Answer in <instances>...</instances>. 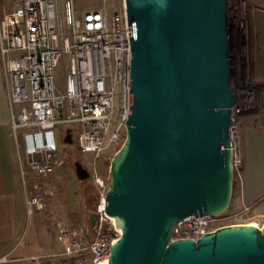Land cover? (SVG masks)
<instances>
[{"label": "water", "instance_id": "obj_1", "mask_svg": "<svg viewBox=\"0 0 264 264\" xmlns=\"http://www.w3.org/2000/svg\"><path fill=\"white\" fill-rule=\"evenodd\" d=\"M129 42L125 139L104 212L121 230L107 264H264V225L169 240L190 215H219L233 190L227 0H124ZM65 143H72L68 133ZM79 180L89 171L75 162Z\"/></svg>", "mask_w": 264, "mask_h": 264}, {"label": "built area", "instance_id": "obj_2", "mask_svg": "<svg viewBox=\"0 0 264 264\" xmlns=\"http://www.w3.org/2000/svg\"><path fill=\"white\" fill-rule=\"evenodd\" d=\"M12 3L11 10L0 16V61L19 172L32 214L44 204L40 182L34 178H46L61 165L60 144L68 133L79 151L95 157L105 147L122 144L129 113V42L124 0H98L81 11L74 0ZM60 65L62 89L55 83ZM234 107L229 128L233 178L241 177L243 164ZM89 173L98 192L94 234L87 238L81 230L62 231V249L34 256L40 264H107L110 245L121 230L104 212L108 179L94 168ZM246 211L244 207L219 215L187 216L173 225L169 240H196L218 227L239 223L230 219Z\"/></svg>", "mask_w": 264, "mask_h": 264}, {"label": "rangeland", "instance_id": "obj_3", "mask_svg": "<svg viewBox=\"0 0 264 264\" xmlns=\"http://www.w3.org/2000/svg\"><path fill=\"white\" fill-rule=\"evenodd\" d=\"M97 2L74 0L78 11ZM227 17V82L236 99L233 118L238 128L243 160L242 127L251 125L264 128V0H227ZM63 82V65H60L55 69L56 86L62 89ZM122 137L124 141L125 132ZM120 146L105 147L95 157L79 151L74 142L65 144L63 141L60 144L61 165L46 178H34L40 182L38 191L44 202L43 208L36 212V218L53 239L58 238L64 245L65 234L62 231L66 229L81 230L87 238L94 234V220L98 218V192L90 177L82 181L77 178L74 165L77 161L88 171L94 168L109 181L110 163ZM241 178L242 175L233 178V187H239ZM252 206L245 205L237 209L230 204L226 211L231 213L247 207L248 211L237 219L231 218V222L261 225L251 213Z\"/></svg>", "mask_w": 264, "mask_h": 264}, {"label": "crops", "instance_id": "obj_4", "mask_svg": "<svg viewBox=\"0 0 264 264\" xmlns=\"http://www.w3.org/2000/svg\"><path fill=\"white\" fill-rule=\"evenodd\" d=\"M12 6V0H0V16ZM242 152L241 184L233 187L230 204L237 209L253 204L251 213L261 225L252 224L262 227L264 128L242 127ZM36 212L29 214L27 209L25 187L19 172L17 142L11 127L7 85L0 61V264H40L33 259L34 256L62 249V241L53 239L41 227Z\"/></svg>", "mask_w": 264, "mask_h": 264}, {"label": "bare ground", "instance_id": "obj_5", "mask_svg": "<svg viewBox=\"0 0 264 264\" xmlns=\"http://www.w3.org/2000/svg\"><path fill=\"white\" fill-rule=\"evenodd\" d=\"M236 1V0H235ZM237 7V6H236ZM234 12L236 13V11L234 10ZM235 13L233 14V16H235ZM255 225V224H254Z\"/></svg>", "mask_w": 264, "mask_h": 264}, {"label": "trees", "instance_id": "obj_6", "mask_svg": "<svg viewBox=\"0 0 264 264\" xmlns=\"http://www.w3.org/2000/svg\"><path fill=\"white\" fill-rule=\"evenodd\" d=\"M97 197H98V195H97ZM259 201V200H258Z\"/></svg>", "mask_w": 264, "mask_h": 264}]
</instances>
